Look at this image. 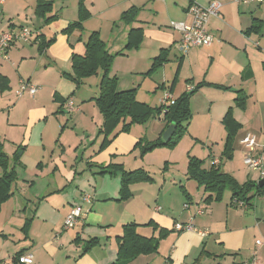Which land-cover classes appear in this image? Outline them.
Returning a JSON list of instances; mask_svg holds the SVG:
<instances>
[{
    "label": "crops",
    "instance_id": "1",
    "mask_svg": "<svg viewBox=\"0 0 264 264\" xmlns=\"http://www.w3.org/2000/svg\"><path fill=\"white\" fill-rule=\"evenodd\" d=\"M45 1H53L47 15L57 17L48 24L35 13L38 0H4L0 4V24L9 26L3 30L28 27L26 21L33 20V15L40 19L36 30L28 27L36 32L31 42L37 45L39 55L36 52L30 55V48L17 51L14 44L6 50L5 56H0V74L7 77L8 83L15 81V74L9 66L13 53L20 55L11 66L27 77L30 68L23 63L29 64L30 56L36 60L35 70L43 63L45 72L49 74L53 73V65L64 67L71 63L73 53L82 55L85 51L86 40H83L80 29L64 31L69 23L76 20L78 0H60L58 5L55 0ZM196 1L206 4L211 0ZM219 1L221 7L218 14L210 17L207 24L209 33L219 41L215 40L209 46L191 47L187 51L180 48L181 35L170 28L169 23L189 22L186 8L190 0H85V5L92 15L105 13L115 23L121 12L131 7L137 9L135 19L124 23L125 33L131 27H141L148 43L151 45L153 42L157 51L166 47L169 49L172 71L179 66L175 85L181 89L180 93L189 91L187 85L194 88L203 81L227 87L218 90L204 85L198 92L218 90L223 94L222 102L228 107L234 106L233 116L240 123L236 134L238 155L234 153L232 159L224 161L225 171L239 183L252 180L257 184L259 174L257 171L254 174L252 171L255 170L247 169L243 163L240 139L246 133H251L258 144L255 149H264V0L250 3ZM67 2L70 3L68 14L65 12ZM53 10H56L55 13ZM254 20L261 22L258 30H250ZM50 39L46 47L39 48L42 40L47 42ZM124 41L120 40L119 43ZM174 76L175 72L172 78ZM19 79L22 80V76ZM47 79L52 81L47 84L48 89H56L63 96L73 89V85L57 72ZM25 81L37 87V91L29 96L37 95L42 86L33 83L30 75ZM239 90L246 95L243 108L233 103ZM64 105L67 112H80L79 106L70 99ZM138 139V134L132 131L121 132L101 152H93V149L88 155V162L92 165L89 171L93 178L86 174L77 175L75 170H65L63 177L69 184L68 188L72 185V191L60 203L52 197L42 200L40 203H45L47 207H44V214L38 209L36 213L32 212L29 236L18 248L13 247L11 242L10 252L0 250V260L8 261L18 253L30 252L34 255L33 264H114L117 256L116 237L122 232V224L135 222L139 225L138 233L143 236L158 237L160 229L166 230V234L159 240L155 253L140 254L126 264H243L253 257L256 264H264V189L254 195L246 206L236 204L237 199L231 200L230 192L227 195L224 192L219 201L205 202L204 192L200 194V200H193V197L186 200L175 188L170 196L164 192V195L159 193L153 197L145 191L135 194L131 190L130 197L118 200L120 179L106 185V174L109 173L101 172L102 167L111 163L125 166L121 156L135 150L134 144ZM216 160L213 159V163H217ZM94 168L99 170V175L92 171ZM114 176L119 177L117 174ZM58 190V184L51 188V191ZM87 195L89 200L84 198ZM186 202L188 207H182ZM75 206L80 207L79 219L65 229L64 219ZM199 209H202L201 213H198ZM149 221L152 224H148ZM176 222L191 223L194 229L177 231L174 229ZM9 233L0 228L1 247L7 244ZM111 235H115V239ZM91 238H97L98 244L83 251L85 241Z\"/></svg>",
    "mask_w": 264,
    "mask_h": 264
},
{
    "label": "rangeland",
    "instance_id": "2",
    "mask_svg": "<svg viewBox=\"0 0 264 264\" xmlns=\"http://www.w3.org/2000/svg\"><path fill=\"white\" fill-rule=\"evenodd\" d=\"M50 2L53 3V1ZM55 3L58 5L60 0H55ZM66 4L68 7L65 12L68 14L70 3ZM85 8L88 15L81 20L82 38L87 40L92 31L98 32L108 52L113 55L108 75L116 76L118 90H134L136 101L152 109L161 107L160 99L165 92H169L174 98L182 94L181 89L175 83L172 84L174 80L172 76L177 66L172 71L173 65L168 55L165 60L154 62L155 56L161 49L157 51L153 42L150 45L144 33L143 39L135 47L125 49L128 33L124 31L125 22L121 19L122 12L115 23L107 18V14L92 15L86 5ZM55 11L53 10L54 13ZM76 20H78V9ZM39 21L40 19L33 15V20L27 19L25 25L36 30ZM0 28L7 29L9 26L0 24ZM75 29L78 28L71 31ZM120 40L125 41L120 44ZM16 46L17 51L30 48V55L39 53L37 45L32 42L30 44L19 42ZM168 52L167 50V54ZM12 55L9 66L15 74V81H9L7 88L0 89V143L7 157L6 170L14 173V179L11 182L12 194L0 204V228L10 232L7 244L4 247L0 246V250L9 252L11 242L13 247L18 248L29 236L32 212L36 213L37 209L43 212L44 207H47L45 203H40L42 200L52 197L60 203L72 191V185L68 188L69 184L64 180V171L75 170L77 175L86 174L93 178V174L89 171L92 165L88 162V155L93 149V152L98 153L107 147L106 145L100 149L103 138L100 134L103 116L95 104L103 74L100 67L95 73L84 76L79 84H75L70 79V75L73 74L71 63L64 67L58 64L53 65V73L47 74L43 63L35 70L36 60L30 56L29 64L26 62L23 64L30 68V80L41 85L42 88L34 97L26 94L16 97L14 92L19 88L21 80L19 76H22V80H27L29 75L24 77L22 71L11 66L12 63L17 62L16 58H19L20 53ZM56 72L62 76V79L73 85L72 91L64 96L56 89L47 87V84L52 82L47 77L54 76ZM181 85L183 87V82ZM198 90L193 92L189 99L191 113L189 124L175 143L158 145L143 154L137 146L130 154L121 156L125 166L121 165L126 171L142 169L151 177L150 181L131 184L133 186L130 190L135 194L145 191L153 197L167 192L170 196L175 188L183 199L188 200L193 197L195 198L193 200H200L199 196L203 192V187L186 176L189 157L200 160L201 166L205 168L213 164V159H221L223 165L219 166L222 170H226L224 161L227 160V156L223 152L226 132L222 118L228 105L222 102L223 94L218 90H212V92H198ZM69 99L79 106L80 112H67L64 104ZM231 109L233 110L234 106ZM165 124L163 111H161L150 115L142 123H131L127 133L132 131L148 142L159 141L167 128ZM120 128L121 124L115 132ZM236 140L237 135H234L231 141L230 159L233 158L234 153L238 155ZM92 171L99 175L97 168ZM252 172L256 174V170ZM2 173L3 170L0 167V175ZM117 175L119 177L115 178L114 174H106V185L114 183V179H120L121 174L117 173ZM111 176L113 177L110 178ZM54 184L59 185L58 191H51ZM229 192L231 193L230 190H226L225 195ZM14 201L16 202L13 204ZM111 236L115 239V235ZM7 262V264H13V259Z\"/></svg>",
    "mask_w": 264,
    "mask_h": 264
},
{
    "label": "trees",
    "instance_id": "3",
    "mask_svg": "<svg viewBox=\"0 0 264 264\" xmlns=\"http://www.w3.org/2000/svg\"><path fill=\"white\" fill-rule=\"evenodd\" d=\"M192 1L194 0H190V2ZM84 4L85 0H78V20L69 23L68 27L64 29L65 32H69L74 28H82L81 20L88 15ZM51 6L52 3L45 0H38L36 4L35 13L38 17L42 18L43 22L46 24L51 21H55L57 18L55 15H47L51 11ZM136 12L137 9L131 7L121 13V19L125 23H129L135 19ZM260 26V20H254L250 30H258ZM142 39L143 29L141 27H131L128 31V41L125 45V49L129 50L132 47H135ZM51 40L52 39L47 42L42 40L39 44V48L46 47ZM167 50L169 51L168 48H162L159 54L155 56L154 62H161L165 60L166 55H168ZM112 59L113 55L108 52L105 47V43L101 40L97 31H92L88 35L85 42V51L82 55L73 53L71 56L73 74L70 75V79L75 84H79L84 76L95 73L99 67L103 70L99 83V93L95 98V104L103 116V124L100 129V134L103 135V138L100 149L108 145L118 133L129 131L131 123H142L150 115H154L161 111H163L164 120L166 122L165 128L172 124L175 126L171 138L168 141L160 139L159 141L154 142H148L143 138H139L134 144V148L137 146L140 147L141 154H143L158 145L173 144L183 131L186 130L187 125L189 124L191 118L189 99L193 92L204 85L220 89L227 88L223 85L203 81L197 83L192 90L184 92L174 98V102L165 109L162 107L152 109L149 106L136 101L134 90L117 89L116 76L110 77L108 75ZM178 68L176 69L172 84H174L177 80L176 76ZM7 87V77L0 74V89L3 90ZM245 99V93L242 90H239L233 100V103L235 106L243 108L245 105ZM231 107L232 106L228 107L222 118V123L226 132L223 152L227 156V159L231 158V141L240 128V123L234 118ZM119 124H121V128L115 132ZM6 159L7 157L2 151V145L0 143V167L3 170L2 175H0V204L5 198L12 194L11 182L14 179V173L13 171L6 170ZM219 165H221V159H219L217 163H213L209 168H205L201 166L200 160L195 157H189L186 176L188 179H194L200 186L203 187V192L206 193V196L204 197L205 202L221 200L224 192L228 189L231 191V200L237 199L248 204L254 195L260 194L264 189V186L260 187L252 180H246L243 183H239L232 174L222 170ZM102 168L103 171L101 172L121 174L119 188L120 195L118 200H124L131 196V184L151 180V177L142 169L126 171L121 164L114 163ZM105 168L109 169L106 170ZM181 188L183 192H185L184 188ZM186 195L188 196L187 193ZM148 224H152V222L149 221ZM26 225H28V223H26ZM138 226L139 225L135 222L122 224V232L116 237L117 256L114 264H126L128 261L140 254H151L157 251L159 240L166 234V230L160 229L158 237H147L138 233ZM96 244H98L97 238H91L85 241L83 251L89 250ZM19 254L21 253L16 255ZM15 256H13V258Z\"/></svg>",
    "mask_w": 264,
    "mask_h": 264
},
{
    "label": "built area",
    "instance_id": "4",
    "mask_svg": "<svg viewBox=\"0 0 264 264\" xmlns=\"http://www.w3.org/2000/svg\"><path fill=\"white\" fill-rule=\"evenodd\" d=\"M244 3L250 2H262L263 0H239ZM4 0H0L2 4ZM221 7L219 0H211L206 4H201L196 0L190 2L186 8V13L189 15V22L185 21H170V28L177 30L180 35V48L183 51H187L191 47L195 46H209L215 40L212 34L208 32L207 24L208 20L212 16H216ZM36 34L33 30L26 26H21L17 30H3L0 28V56L6 55V50L11 46L19 42L30 43L32 37ZM193 86L187 85V90H192ZM37 91L36 85L29 81L21 80L19 88L15 90L16 97H22L25 94L33 95ZM174 102V97L169 93L165 92L163 97L160 99V105L163 109L168 107ZM71 107L72 104L70 103ZM72 108V107H71ZM240 144L242 145V159L247 169L256 170L259 174V179L264 177V149L256 150L258 145L256 142L255 135L246 133L241 139ZM215 162H218L216 160ZM85 200H89V196L84 197ZM236 204L240 206H246V203L241 200H236ZM184 207H188V203H184ZM202 209L198 210L201 213ZM80 216V207H72L69 213L64 219L63 227L69 228L74 225ZM174 229L177 231L192 230L194 229L191 223L176 222ZM259 242V241H257ZM15 258V259H14ZM12 258L15 264H33L34 256L30 252H24L16 255ZM8 262L4 259L0 260V264H7ZM243 264H256L255 257L251 261L244 262Z\"/></svg>",
    "mask_w": 264,
    "mask_h": 264
},
{
    "label": "water",
    "instance_id": "5",
    "mask_svg": "<svg viewBox=\"0 0 264 264\" xmlns=\"http://www.w3.org/2000/svg\"><path fill=\"white\" fill-rule=\"evenodd\" d=\"M232 90H236V89H232ZM174 129H175V126L173 124L168 126L165 129V131L163 132L162 139L164 141H168L171 138V136H172V134L174 132ZM257 185L260 186V187L264 186V177L257 181Z\"/></svg>",
    "mask_w": 264,
    "mask_h": 264
}]
</instances>
